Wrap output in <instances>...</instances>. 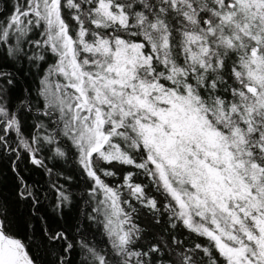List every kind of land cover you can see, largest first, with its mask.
Listing matches in <instances>:
<instances>
[{
    "label": "snow or ice",
    "instance_id": "obj_1",
    "mask_svg": "<svg viewBox=\"0 0 264 264\" xmlns=\"http://www.w3.org/2000/svg\"><path fill=\"white\" fill-rule=\"evenodd\" d=\"M0 264H264V0H9Z\"/></svg>",
    "mask_w": 264,
    "mask_h": 264
},
{
    "label": "trees",
    "instance_id": "obj_2",
    "mask_svg": "<svg viewBox=\"0 0 264 264\" xmlns=\"http://www.w3.org/2000/svg\"><path fill=\"white\" fill-rule=\"evenodd\" d=\"M9 3V0H0V12H3L5 10V6ZM66 168L71 167V164L65 165ZM24 175L28 178V180L31 182L33 180L39 181L41 185L45 184L47 177H45L42 172L40 171H28L25 169ZM146 182V181H145ZM8 187L4 188V195H9L10 188H11V181H7ZM147 220H142V223H147ZM39 255L40 253L37 252Z\"/></svg>",
    "mask_w": 264,
    "mask_h": 264
}]
</instances>
